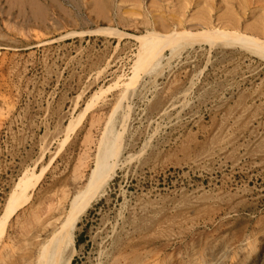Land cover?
I'll list each match as a JSON object with an SVG mask.
<instances>
[{
  "label": "rangeland",
  "instance_id": "374dc122",
  "mask_svg": "<svg viewBox=\"0 0 264 264\" xmlns=\"http://www.w3.org/2000/svg\"><path fill=\"white\" fill-rule=\"evenodd\" d=\"M215 29L264 41V0H0V264H35L111 119L72 264H264V54L137 40Z\"/></svg>",
  "mask_w": 264,
  "mask_h": 264
},
{
  "label": "bare ground",
  "instance_id": "6f19581e",
  "mask_svg": "<svg viewBox=\"0 0 264 264\" xmlns=\"http://www.w3.org/2000/svg\"><path fill=\"white\" fill-rule=\"evenodd\" d=\"M188 33L172 32V34L164 35L152 32L146 36L137 38V40L141 43L143 50H148V52L154 51L152 48L155 43L167 44L175 41H190L196 38L200 42L210 44H217L221 41L232 42L255 53L264 54V41L254 37L220 29L207 30L196 36L193 35L194 33ZM195 42L196 41H193V43ZM200 42L198 44H201ZM114 126V121L111 119L100 142L93 172L87 179V183L83 189L72 199L67 218L61 223L60 227L55 230L52 237H50L47 242L43 244L42 248L39 249L35 264H72L75 255L74 247L76 244L78 225L88 210L103 198L104 189L112 174V153L114 150V139L117 137V131L114 129ZM25 178L21 181L23 185L20 184V193L16 192L11 197L8 208L9 213L14 212L20 205V202L26 197L30 181L25 180Z\"/></svg>",
  "mask_w": 264,
  "mask_h": 264
}]
</instances>
